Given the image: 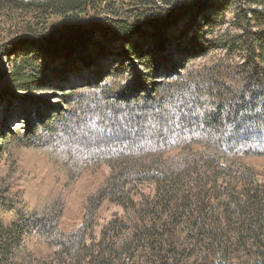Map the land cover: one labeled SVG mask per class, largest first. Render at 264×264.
I'll list each match as a JSON object with an SVG mask.
<instances>
[{
  "label": "trees",
  "instance_id": "trees-1",
  "mask_svg": "<svg viewBox=\"0 0 264 264\" xmlns=\"http://www.w3.org/2000/svg\"><path fill=\"white\" fill-rule=\"evenodd\" d=\"M18 13L57 22L28 25L0 45V91L5 84L13 95L37 72L25 74L20 62L8 73L7 58L23 47L42 57L50 81L93 68V82L65 84L64 112L75 122L97 116L98 131L119 136L88 150L109 175L82 198L68 230L63 200L29 209L22 193L0 187V264H264V170L247 161L264 156V0H0V20ZM225 25L239 33L215 38ZM171 40L183 41L182 59L220 48L243 63L165 73L177 81L147 85L151 74L162 80ZM131 60L129 85L104 83L103 68ZM61 116L38 115L26 136L0 139L24 147ZM140 182H152L153 195ZM105 202L122 213L95 239Z\"/></svg>",
  "mask_w": 264,
  "mask_h": 264
},
{
  "label": "rangeland",
  "instance_id": "rangeland-1",
  "mask_svg": "<svg viewBox=\"0 0 264 264\" xmlns=\"http://www.w3.org/2000/svg\"><path fill=\"white\" fill-rule=\"evenodd\" d=\"M46 20L38 18L32 21L27 13H18L9 19L0 20V45L5 47V42L15 34L26 31L28 25H36ZM226 20L230 22L231 15H226ZM46 22L50 26L57 20L50 19ZM235 33L239 32L225 25L220 30L214 31L213 35L215 38H219ZM178 36L179 33H176L175 38ZM130 40H134V36ZM120 42L117 41V44ZM182 45V40H171L166 44L169 52L167 54L172 55L170 56L172 58L167 61L163 68L162 80L158 74L154 73L146 77L147 85H155L160 81L164 83L177 81L174 78L165 79L164 76L167 73L175 74L177 72L183 75L189 70L209 69L219 63L229 64L231 67H235L237 63H239L238 65L243 63L239 54L229 56L220 48H214L193 60L182 59L178 50L179 46H184ZM181 50L183 49L181 48ZM41 58L40 55L36 54L34 48L26 47L7 58L5 66L8 73L13 71L14 65H19L20 62L25 67V74L33 70H37V72L32 79L27 78L25 82L17 83L16 88L15 85L14 88H10L14 92L13 95L3 89L5 84L1 85L0 92L4 91L0 96V138L2 135L5 138L12 137L16 140L19 136H26L31 123L39 118L38 115L43 117L46 113L56 115V112H59L62 118L66 116L67 118L54 123L47 132H40L33 136L31 142H28L24 147H18L14 143L4 146L0 139V187L13 191L11 193H15V191L22 193L29 209L40 207L53 201L54 198H58L59 202L63 200L61 225L63 229L68 230L77 221L82 198L90 197L104 184V180L109 175L106 166L99 168L94 166L88 150L94 146L103 149L113 137L119 136V134L98 131L102 126L98 124L100 119L97 116L93 118L90 117V114L84 115L82 113L84 115L82 116L80 113L81 119L75 122V119L69 121L68 113L64 112L70 110L67 103L63 101L65 94L72 91L68 85H72V82L74 84L81 83V81H84V84L93 82V79L97 77L92 74L93 68L84 69L81 74H69L65 81L56 78L50 81L52 76L43 71ZM134 66L135 63L132 60L110 64L108 69L105 67L102 70L103 73L108 72L104 83H111L114 88L129 85V82L134 78ZM172 77L177 76L173 75ZM66 83L68 85H65ZM79 85L83 84L77 86ZM150 90L159 93L158 86H152ZM65 127L67 128L66 131L64 130ZM84 129H87L88 132H85ZM96 135L102 139L100 141L94 139ZM30 144L37 146V149H30L28 147ZM100 161L103 162V158H100ZM247 161L258 169L264 170V156H250ZM136 186L144 195L150 196L154 193L152 182H140L136 183ZM121 213L120 206L107 202L103 203L97 212L93 229L94 238H98L107 222ZM89 239L87 238L86 242H89Z\"/></svg>",
  "mask_w": 264,
  "mask_h": 264
}]
</instances>
